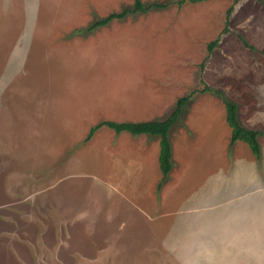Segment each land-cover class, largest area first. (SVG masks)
<instances>
[{"label":"rangeland","instance_id":"rangeland-1","mask_svg":"<svg viewBox=\"0 0 264 264\" xmlns=\"http://www.w3.org/2000/svg\"><path fill=\"white\" fill-rule=\"evenodd\" d=\"M142 1L168 6L87 31L135 0H0V264H264L263 154L224 103L264 147V0ZM190 94L165 179L159 137L88 138Z\"/></svg>","mask_w":264,"mask_h":264},{"label":"trees","instance_id":"trees-1","mask_svg":"<svg viewBox=\"0 0 264 264\" xmlns=\"http://www.w3.org/2000/svg\"><path fill=\"white\" fill-rule=\"evenodd\" d=\"M208 0H179L177 1L179 6H182L186 2L190 3H203ZM239 0H235L234 4H237ZM168 5L153 3L145 5L142 0H135L134 7L132 9L126 8L121 12H114L109 14L107 17L95 21L87 31H93L101 27L109 25L115 20H123L129 15L135 13H147L153 9H165ZM234 11V6H231L228 10L227 23L229 22L230 16ZM227 31V28L226 30ZM220 39H215L208 45L209 54L217 47ZM193 95H187L179 99L175 110L171 115L164 121H144V122H115V121H103L92 127L89 131L88 138H92L95 133L103 128L108 127L120 134L123 132L130 133L132 135H149L151 137H159L160 141V153H159V166L162 173L163 179L167 178L172 170V144L170 141V131L173 126L180 120L184 109ZM225 107L227 110V122L232 128V143L237 141L244 142L247 144L253 154L260 159L261 157V146L258 141L259 133L257 131L245 129L241 126L238 119V107L234 102L224 100Z\"/></svg>","mask_w":264,"mask_h":264},{"label":"crops","instance_id":"crops-1","mask_svg":"<svg viewBox=\"0 0 264 264\" xmlns=\"http://www.w3.org/2000/svg\"><path fill=\"white\" fill-rule=\"evenodd\" d=\"M249 130H251V129H249ZM253 131H256V130H253ZM257 132L259 133V131H257ZM261 136H262V135L259 133V135H258V141H259L260 146H261V143H260V140H259V139H260ZM237 142H239V141H237ZM240 142H241V141H240ZM242 143H244V142H242ZM248 147H249V146H248ZM263 148H264V147L261 146V151H262V154H263V155H262V159L264 160V149H263ZM249 149H250V147H249ZM250 150H251V149H250ZM251 153H253V152L251 151ZM253 155H254V154H253ZM254 156H255V155H254ZM254 156H253V157H254ZM255 157H256V156H255ZM256 158H257V157H256ZM247 181H248V179H246V180H245V179H241V180H239V182H240L239 184H240V185H243L244 183H242V182L247 183ZM221 187H223V186H221ZM246 188H247V186L245 185V187H243L242 190H236V191H238V192H237V195H235V197L241 195V197H242V196H245L244 199H245V198H248V200H249V195H250L251 192H249L248 188H247V189H246ZM252 194L257 195V193H255V192L253 191V189H252ZM255 200H256V198H255ZM249 201H250V200H249ZM211 231H212V230H211ZM216 231H217V230H216ZM206 233H207V232H206ZM217 233H218V232H217ZM207 234H208V233H207Z\"/></svg>","mask_w":264,"mask_h":264}]
</instances>
